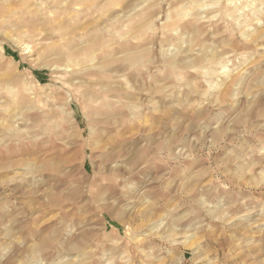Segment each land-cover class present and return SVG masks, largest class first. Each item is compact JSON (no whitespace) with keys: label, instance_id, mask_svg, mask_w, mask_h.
Wrapping results in <instances>:
<instances>
[{"label":"rangeland","instance_id":"rangeland-1","mask_svg":"<svg viewBox=\"0 0 264 264\" xmlns=\"http://www.w3.org/2000/svg\"><path fill=\"white\" fill-rule=\"evenodd\" d=\"M0 18V264H264V0Z\"/></svg>","mask_w":264,"mask_h":264},{"label":"bare ground","instance_id":"bare-ground-1","mask_svg":"<svg viewBox=\"0 0 264 264\" xmlns=\"http://www.w3.org/2000/svg\"><path fill=\"white\" fill-rule=\"evenodd\" d=\"M4 18V17H3ZM1 19V18H0ZM9 19V18H8ZM4 22V21H3Z\"/></svg>","mask_w":264,"mask_h":264}]
</instances>
